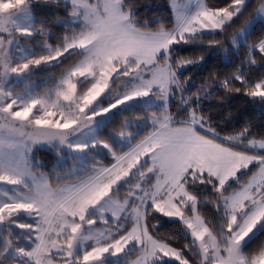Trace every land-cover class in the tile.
<instances>
[{
    "label": "snow or ice",
    "instance_id": "1",
    "mask_svg": "<svg viewBox=\"0 0 264 264\" xmlns=\"http://www.w3.org/2000/svg\"><path fill=\"white\" fill-rule=\"evenodd\" d=\"M250 2L170 0L172 26L153 29L133 0H64L51 21L0 0V264H264V136L218 130L201 103L222 89L264 104V0L246 17ZM221 35L243 58L192 92L181 77L206 58L179 51ZM55 69L38 91L33 74ZM38 143L75 161L55 188L32 170Z\"/></svg>",
    "mask_w": 264,
    "mask_h": 264
},
{
    "label": "trees",
    "instance_id": "2",
    "mask_svg": "<svg viewBox=\"0 0 264 264\" xmlns=\"http://www.w3.org/2000/svg\"><path fill=\"white\" fill-rule=\"evenodd\" d=\"M133 2L138 9V17L141 22L146 21L153 29L158 28L161 25L169 28L172 26L173 18L170 11V0H133ZM208 2L216 5L221 3L222 0H208ZM258 3L259 0H251L246 17L254 12ZM69 10L70 8H65L64 0H60L59 4L52 2V0H47V2L46 0H35V7L33 9L37 19H48L50 21L54 18H59L61 20L68 19L67 13ZM51 31L56 35H62L64 28L57 26L53 27ZM262 33H264V29L261 28V25L257 24L251 39L258 38V36ZM217 39L222 41V44L224 45L223 48L198 50L195 53L183 49L179 51V54L183 56L204 55L206 58L203 65H198L190 71H185L181 77L182 80L185 77H190L187 87L190 88L192 92H196L201 84L208 78L210 73H231L235 66L240 63V59L244 56L243 51H240L239 53H233L230 51L226 55L224 48L229 47L228 41L224 39L223 35L217 37ZM255 71L256 74L259 75L260 72L264 71V69H255ZM59 72L60 69H55L42 73L37 72L34 73V75L38 76V78H49L51 81V78L53 76H58ZM222 92V89L215 91L213 92L212 97L204 99L201 102L204 110L207 113H210L214 122L219 125L218 130H223V132H232L241 129L245 126V124H248L251 126L250 130L253 136L257 138L264 136V104H261L258 98L257 100H252L242 94H233L222 99ZM171 107L172 111L175 112V100L172 101ZM126 115L131 118L134 114ZM123 119L124 117H118L117 120L113 124H110L105 131H112L113 128L119 126V122ZM35 155L47 160L51 166L57 163V153L54 151L39 150L35 152ZM100 162L104 165H110L112 163V158L110 156H106ZM55 168L60 170V167L58 166ZM41 169L50 174V180L53 185L58 182L53 176L54 172L49 169V167L43 166ZM244 179L246 180L247 177H244ZM209 218H211V216H209ZM159 231L162 236H166L169 233L175 234L179 232V226L166 224L160 228ZM262 239H264V237H262ZM258 243L259 240L255 241L250 247L254 248ZM179 246H182V243H180Z\"/></svg>",
    "mask_w": 264,
    "mask_h": 264
},
{
    "label": "rangeland",
    "instance_id": "3",
    "mask_svg": "<svg viewBox=\"0 0 264 264\" xmlns=\"http://www.w3.org/2000/svg\"><path fill=\"white\" fill-rule=\"evenodd\" d=\"M71 11V9L69 10V12ZM173 18V17H172ZM22 44L28 45V44H32L33 42L31 41H21ZM33 76H35L33 74ZM32 76V81L35 85H37V90L40 92L45 91L51 84L52 81L49 80V78H38V76L33 77ZM97 119H99V117H97ZM39 150H49V151H54L57 153V163H55L54 165L51 166V164H49V162L47 160H45L44 158L41 157H37L35 155V152L39 151ZM64 155L63 153L58 152L56 149H52L50 146H48L47 144H43V143H38L34 146L33 151L31 153V156L33 158V160L35 161V164L37 166L33 167V172L36 174L37 177H39L41 174L45 175L46 177L49 178L50 180V174L47 172H44L41 167L43 166H47L49 167V169H51L54 173L53 176L56 178L57 175H64L67 171L72 170L73 165L75 164V161H73L70 158H66L63 161V164L60 165L58 164V159L60 156ZM106 156L104 155L103 152L99 153L96 157L97 160L101 161L105 158ZM93 163V161L90 159L89 160V166H91ZM58 166L60 167V170H57L55 167ZM254 171V170H253ZM51 182V180H50ZM57 183H61V182H57ZM56 184H52V187H56ZM99 227H102V225H98ZM130 259H135V255H133L132 257H130ZM57 264H62V262H57Z\"/></svg>",
    "mask_w": 264,
    "mask_h": 264
}]
</instances>
